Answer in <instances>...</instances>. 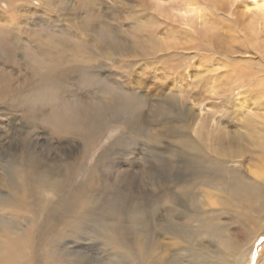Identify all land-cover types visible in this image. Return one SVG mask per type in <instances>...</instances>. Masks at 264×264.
I'll list each match as a JSON object with an SVG mask.
<instances>
[{"label": "rangeland", "instance_id": "rangeland-1", "mask_svg": "<svg viewBox=\"0 0 264 264\" xmlns=\"http://www.w3.org/2000/svg\"><path fill=\"white\" fill-rule=\"evenodd\" d=\"M247 1L0 0V38L5 35L16 45L9 56L0 57V257L26 237L33 222L29 213L10 207L14 198L8 186V166L27 165L32 157L42 170L70 173L77 181L95 165V176H108V181L99 179L102 185L121 179V189L128 187L135 201L153 188L159 197L161 172L154 167L170 157L178 139H186L171 136L168 129L177 127L225 169L239 170L264 190V179L253 173L264 170V3L251 0L246 6ZM6 47L1 41L2 54ZM135 99H142L137 109L142 119L133 128ZM167 99L185 114L183 119H154V108ZM22 104L41 111L27 119ZM217 134L222 143L215 141ZM199 180L192 181L197 210L161 203L160 218L196 227L183 211L215 214L236 251L230 255L227 241L219 242L223 260L264 264V202L257 209L258 198L252 196L251 205L221 208L216 201L210 204ZM42 197L53 199L45 192ZM57 233L47 229L43 237L56 238ZM154 238L159 243L153 250L156 264L168 257L188 264L179 258L189 248L182 236L159 233ZM60 239L62 251L74 253L81 263H119L122 256L116 254L117 245L107 244L112 242L94 219L66 229ZM210 239L201 244L213 257L217 242Z\"/></svg>", "mask_w": 264, "mask_h": 264}, {"label": "bare ground", "instance_id": "bare-ground-1", "mask_svg": "<svg viewBox=\"0 0 264 264\" xmlns=\"http://www.w3.org/2000/svg\"><path fill=\"white\" fill-rule=\"evenodd\" d=\"M253 2L248 0L246 6L253 4ZM257 2L264 3V0H257ZM47 38L48 36H46ZM0 40L4 46H7V53L3 52L4 56L0 52V57L9 56L10 54L8 52L10 51L12 53L15 48L14 46H16L15 41L13 40L12 43L5 35H1ZM55 44H58L57 41ZM43 49L45 48L43 47ZM43 54H41V57ZM38 57L40 58V56ZM22 93L24 94L25 90H22ZM38 93L40 94L41 92ZM26 98L25 100L27 101L28 98ZM141 100L135 99L131 105L133 116H130V120L132 121L133 128L142 119L141 112L137 110L142 104ZM167 100V103L154 108V114L152 115L154 119H161L164 116L166 117V115L171 118L183 119L182 117L185 114L183 115L182 111L176 112V109L173 108L176 104L173 105L171 99ZM22 105L24 106V104ZM167 107H171V109L168 111ZM31 108L29 106L22 107V115L27 118L41 111L40 106H36L34 111ZM172 109L174 110L173 113ZM168 130L171 132V136L177 135L186 137V139H178V147L175 146L176 148L171 150L170 157L160 158L157 161L158 163L155 164L154 168L161 172L159 175L160 180L157 181V190H162L163 194L159 197L156 196L155 188H153L150 194L147 193L135 201L134 197L129 195L128 187L121 189L119 185L121 179L117 181L112 179L110 185L109 183L102 185L99 179L108 181V176L105 177L102 174L101 176H95V165L89 168L88 173L80 177L81 179L79 178L78 181L70 173L69 175L65 174L61 176L57 174L55 169L54 173L48 172L47 169L42 170L40 161L33 157L29 160L27 157L30 165H28V161L26 163L27 165H24L22 162L9 165V173H11L12 180H8V186L12 196L11 198H14V202L10 207L29 213L33 222L29 228L26 227V237L12 243L9 246L8 253L1 255L0 264H85V262L81 263L80 258H74L72 255L74 253L62 251L61 244L63 241H61L60 236L66 229L77 228V224L88 219H94L95 222L100 224L101 228L105 229L107 240L110 239L112 242H107V244L117 245L119 247L116 254L122 255L120 256V261L119 263L111 261V264H156L155 257L153 258L155 254L153 250L159 243L155 241L154 236L159 235V233H169L175 237H183L184 242L189 245V248L183 249V253H179V258L183 257L185 259L184 261H188V264H203V261H211V263L208 262L209 264H229L223 260L222 254L217 249L218 243L227 241L226 250L230 255H233L236 251L234 250L233 244L227 238L223 237L222 224L218 222L215 214L190 216L183 211V217L189 216L187 218L189 222L194 221L197 223L196 227H190L188 225L181 226L180 223L175 222L172 218H167L164 222L159 216L158 208H161L162 205L168 202L169 204H178L190 210H197L193 202L194 195L192 194L193 188L196 186L194 183L197 179H200L198 183L207 189L211 188L215 191L217 190L219 193H223V196L218 194L219 196L216 198L214 192H210L205 188H199L203 193L210 195V204L216 201L221 208L231 204H236L235 206L246 203L251 205L255 203L252 201V196H255L258 198V203L254 206L258 209L264 202V190L259 185L250 182L248 178L245 179L239 170L225 169L222 161L213 158L210 153L204 150L205 148L200 143L191 139L190 135L186 136L183 130L177 127H172ZM215 141L217 143L223 142L219 134L216 135ZM215 152L216 147L213 149V153ZM96 173L98 174V172ZM253 173L256 177L264 179L263 169H257ZM194 179L195 181L193 183L192 181ZM170 183L181 186L175 187ZM170 190H174L173 194L170 193ZM176 190H179V192ZM44 192L52 195L53 199H45L42 197ZM93 192L99 193H97V197H92ZM65 193L68 195H65ZM161 203L163 204L160 206ZM231 216L236 218L240 215L238 212H231ZM53 228L58 231L56 238L43 237L44 230ZM244 231L246 234L250 232L247 230ZM206 238H211L214 242H217L213 257L208 251L209 248L206 250L201 244V241ZM159 247L162 248V245ZM177 260L174 262V260L168 257V259L159 260L158 263L180 264Z\"/></svg>", "mask_w": 264, "mask_h": 264}]
</instances>
